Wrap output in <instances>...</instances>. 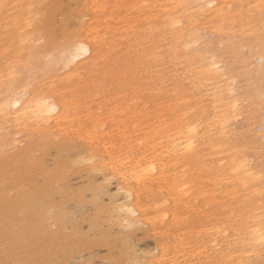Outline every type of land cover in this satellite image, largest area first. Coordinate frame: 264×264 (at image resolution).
<instances>
[{"label":"bare ground","instance_id":"bare-ground-1","mask_svg":"<svg viewBox=\"0 0 264 264\" xmlns=\"http://www.w3.org/2000/svg\"><path fill=\"white\" fill-rule=\"evenodd\" d=\"M52 1L0 0V178L3 180L0 182L9 183V169H20L25 163L20 161L21 156L30 155L34 148L45 151L55 147L60 155H66L69 149L75 148L70 145L69 149L60 147L55 140V135L69 139L67 136L75 132L74 124L81 121L62 95L93 85H110L108 76L111 72L107 71L110 68L105 67H114L129 53L122 46L121 34L117 33L116 24L121 21L135 37L134 54L137 55L139 48L144 47L146 58L149 57V66H144L143 73L135 77L137 85L152 94L167 90L171 101L166 105L162 128L153 132L166 142L163 151L166 155L160 163L168 160L161 167L149 162L146 169L168 187L174 206L187 213L195 211L198 224L202 217L207 220L208 227L194 231V235H199L196 242L197 239L203 241L201 245L174 246L172 251L175 254L170 264H264V39H257L255 35L254 43L249 46L250 56L246 65L256 61L252 81H249L243 61L237 54L234 58L222 57L223 60L210 56L206 62L199 54L197 60L202 62L201 66L197 65L191 69L190 75L186 72L181 77L163 63L161 54L165 43H168L171 53L170 43H173V49L189 47L191 43L187 38L206 19L205 22L214 26L221 23L217 29L226 22L240 23L244 19L254 23V13L264 15L263 0L254 6L251 0H88L90 6L87 11L93 15L91 20L84 21L81 14L78 20L80 34L62 37L58 43L53 40L52 23L47 14ZM253 8H256L254 13H248ZM131 13L135 16L130 18ZM241 25L236 31L237 40L245 39L242 38L246 35L245 29ZM80 47L84 51L77 55ZM145 54L140 56L145 58ZM98 65L106 69L100 75L99 71L93 73ZM57 71L61 74L56 75ZM26 74L30 79L25 82L23 77ZM173 78L178 81L169 82ZM186 79L190 81L185 85L183 81ZM239 81H245L246 88L236 94L234 84ZM29 90L31 94L27 93ZM207 91L211 92L210 101L207 100ZM258 110L263 114L261 120L258 119ZM91 117L85 116L86 120L90 119L92 128L88 138L96 136L98 125ZM238 117H242L246 127L252 128L259 121L262 123L252 139L247 132H242L240 142L232 143V127ZM10 129L15 139L9 138ZM255 136L260 139L258 145ZM17 141L22 144L18 153L4 157ZM251 141L254 145L252 164L245 154ZM80 145L84 146L78 148L83 153L81 162L87 163L90 169H96L101 158L97 146L91 142H80ZM59 161L62 160L57 164H62ZM106 164L115 175H120L116 162L110 159ZM123 167L131 175L135 173L126 163ZM31 168L29 165V176ZM58 174L57 171L45 174L47 186L52 184V179L56 181ZM29 176L25 170L23 177ZM147 179L137 178L135 182L155 180ZM128 186L122 182L127 203L116 209L123 214L121 226L124 229L133 225L139 215L133 203V190ZM29 188L30 192L28 188L23 190L19 199L9 198L7 189L0 188V246L6 247L0 249V264H37L41 256L63 251L66 245L65 237L58 240L43 237L45 229L50 227H47L48 222L53 220L49 223L51 226L62 222L64 215H58L60 211L57 215L54 212L65 202L56 203L57 207L55 202L51 200L52 205L48 200V204L41 206L38 200L41 197L37 199L39 194L32 197V193L28 194L32 197L29 208L26 194L33 191ZM64 196L69 198L71 195ZM17 200L20 203L18 208L14 206ZM23 205L26 207L21 210ZM62 212L70 215L69 211H61L60 214ZM26 213L30 214H27L29 219L25 218ZM70 213L73 212L70 210ZM42 217L45 219L43 222ZM14 222L17 225L15 231L19 227L20 231L13 232ZM61 224L59 227L64 228ZM17 238L30 242L33 249L13 246ZM125 239L128 241L127 237ZM129 248V245L125 246L123 254L128 253ZM148 257V261L131 264H160L151 259L153 256ZM179 258L182 260L178 261ZM117 264H123L122 260Z\"/></svg>","mask_w":264,"mask_h":264},{"label":"rangeland","instance_id":"rangeland-1","mask_svg":"<svg viewBox=\"0 0 264 264\" xmlns=\"http://www.w3.org/2000/svg\"><path fill=\"white\" fill-rule=\"evenodd\" d=\"M251 1L254 2V6L260 0ZM52 4L47 8V14L50 15L53 40L56 43L60 42L62 37L76 33L80 34L78 20L81 14H83V20L86 22L93 17L87 11L90 6L88 0H53ZM261 6L264 7V0ZM256 8L251 9L248 13H254ZM134 16V13L130 14V18ZM205 21L199 29L194 30L193 35L187 38L188 42L191 43L189 47L173 49V43H170L171 53L168 43H165L161 47L163 63L169 66L170 70L173 69L177 76L181 77L186 72L187 75H190L191 69L197 65L201 66L202 62L197 60L199 54L204 58V62L210 56H213L214 59L216 56L223 60L222 57L232 56L234 58L237 54L243 61V69L246 70L249 81H252L254 79L253 67L256 61L250 66H247L246 62L249 60V46L254 43L252 41L254 36L256 35L257 39L260 40L264 39V15L254 13L252 19V21H255L254 23L246 19L240 23L226 22L220 29H217V26L221 23L214 26L212 23ZM108 23L112 26L110 21ZM239 24H242L241 28L245 29L246 35L242 38H245L246 41L245 39H236ZM116 27L118 28L117 33L121 34L119 38L124 50H129V56L119 59L114 67H105L106 69L110 68L107 70L111 72L108 76L110 85H93L88 89L72 90V92L62 95L63 100H66L75 109L74 115L80 117L81 121L74 124L73 129L75 132L67 136L69 139H66L65 136L55 135V140L60 147L69 149L68 146L70 145L75 148L69 149V153L66 155L64 153L60 155L59 150L55 147H50L45 151L34 148L30 155L21 156L20 161L25 163L20 169H9V183L0 182V188L7 189L8 196L11 199H19L24 192L23 190L28 188L30 192L29 187H31V191L34 192H27L26 195L33 193L31 196L34 197L37 196V193L39 194L37 199L38 197L42 198L44 195L43 201H40L41 198L38 199L41 206H43V203L44 205L48 204V200L49 203L52 201L55 204H61L60 201L66 203L60 205L61 207L56 204L59 209L61 208L60 210L54 207V209L56 208L55 211L58 210L54 212L55 214H58L59 211H69L68 214L71 215H67L66 212L60 214L59 212L58 215H64L63 218L61 217L62 222H60V224H64V228L59 227L58 220L60 219L57 220L58 224L57 221L55 222L57 226L55 224L54 226L49 225L53 220L48 223L45 221L48 224L47 227H50L45 229L46 232H43L45 238L58 240L65 237V240H67V242L64 240L66 245L62 248L63 251L41 256L36 261L37 264H117L118 260H122L123 264H131L132 262L143 263L148 261L150 255L153 256L151 258L153 261H159L160 264H170L172 256L175 254L172 251L174 246L180 247L182 244L190 246L195 243L198 246L203 242L200 239H197L198 242H196L199 235H194V231L208 227L206 217H202L200 224H198L195 211L189 213L185 211V213L182 208L174 206L171 198L172 193L168 187L158 179L156 180L157 176L146 169L149 162H153L156 167H161L160 165L168 160L166 159V161L160 163V159L166 155L163 153L166 142L164 138L161 139L160 135H155L153 132L162 128L163 119L166 115V105L171 102L170 96L167 90H160L152 94L149 90L145 91L137 85L136 78L143 73L142 68L144 66H149V57L146 58L144 47L139 48L137 55L134 54L136 52L134 50L135 37L125 23L118 21ZM141 53L145 54V58L140 56ZM106 69L98 65L94 67L93 73L99 71L98 75H100ZM60 74V71H57L56 75ZM23 78L25 82L30 79L28 74L24 75ZM174 80L178 81L173 78L169 82ZM189 81V79H186L183 82L186 85ZM234 85L237 91L236 94L246 88L245 81H239ZM27 93L31 94V91L29 90ZM206 93L208 94L207 100L210 101L211 92L207 91ZM225 93L228 92L225 91ZM226 99L228 100V98ZM85 116H92L93 123H98L94 138L87 137V134L92 133V128L90 129V119L86 120ZM262 117V111L258 110V119L261 120ZM260 123L262 121H259L252 128L246 127L242 117H238L234 121L232 127L234 134L230 137V141L239 143L242 132H247L249 138L252 139L254 133L259 132ZM11 131L10 129L9 138L15 139L16 136ZM255 138L257 139L256 145H258L260 139L256 136ZM80 142H91L94 147L97 146L101 158L96 169H90L87 163L81 162L83 153L78 148L84 146L80 145ZM21 146L22 144L17 141L4 154V157H13L18 153V148ZM248 146L245 154L252 164L253 141ZM110 159L116 162L119 176L113 173L109 164H106V162L109 163ZM58 160H62L59 161L62 164H57ZM119 163H126L127 166L134 169L133 172L135 173L131 175L130 172L124 170L123 164L118 166ZM29 165L32 166L30 176L28 175ZM25 170H27L29 178L23 177ZM55 171L59 173L58 178L55 179L56 181L52 179V184L47 186L45 174ZM121 177H124V179ZM137 178H145V180H148L147 178L153 180L154 178L155 180L153 182L136 183ZM0 180L3 181L2 178ZM122 182L127 183L128 187L133 190V203L139 212V218L135 217L137 221L127 229L121 226L122 212L116 210L117 206L127 203L126 190L122 187ZM68 193L72 198L71 196L69 198L64 196L65 194L67 196ZM30 195L26 200V204L29 203V208V200L32 199ZM26 204L24 202V205ZM14 206L16 208L20 206L19 200L15 202ZM25 207H21V210H24ZM42 210L39 208V211L42 212ZM70 210L73 212L72 214ZM45 214L47 215V213ZM28 215L25 218L28 217L29 219ZM42 218V220L40 219L41 222L48 217ZM48 219L47 221H49ZM46 223L42 224L46 225ZM14 224V230L12 229V223L10 224L12 225L11 230L13 232L20 231V225H18L19 229L15 231L17 225L15 222ZM201 224L202 227L199 228ZM54 233L57 234L53 235ZM61 235L63 236L61 237ZM21 240L23 243L26 242L23 238H17V240L14 239L13 246L16 245L17 248H23V250L33 249L30 242H26V245L25 243L22 244ZM127 245L130 246L129 251L123 254ZM0 249L4 250L6 247L1 245ZM52 255L54 256L51 257ZM181 260L182 258L178 259V261Z\"/></svg>","mask_w":264,"mask_h":264},{"label":"snow or ice","instance_id":"snow-or-ice-1","mask_svg":"<svg viewBox=\"0 0 264 264\" xmlns=\"http://www.w3.org/2000/svg\"><path fill=\"white\" fill-rule=\"evenodd\" d=\"M83 51H84V49L82 47L78 48L77 49V55H79ZM45 105L47 106V102H45ZM49 110H51V109H49Z\"/></svg>","mask_w":264,"mask_h":264}]
</instances>
